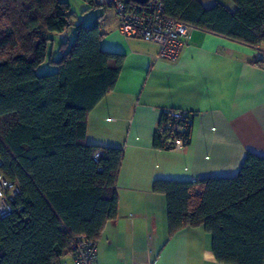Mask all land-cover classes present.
Returning a JSON list of instances; mask_svg holds the SVG:
<instances>
[{
    "label": "trees",
    "instance_id": "1",
    "mask_svg": "<svg viewBox=\"0 0 264 264\" xmlns=\"http://www.w3.org/2000/svg\"><path fill=\"white\" fill-rule=\"evenodd\" d=\"M159 1L166 18L264 47V0L210 8L200 0ZM68 12L62 0H0V174L19 188L12 212L0 217V264H61L75 239L97 241L117 217L123 151L87 144L86 124L112 92L124 57L99 49L96 19L75 26L52 61L51 35L72 28ZM46 61L54 71L38 75ZM168 118L162 114L154 147L173 149L172 131L189 144L192 126L170 128ZM152 191L165 198L169 237L202 227L216 263L264 264V158L248 153L232 178L156 180Z\"/></svg>",
    "mask_w": 264,
    "mask_h": 264
},
{
    "label": "crops",
    "instance_id": "2",
    "mask_svg": "<svg viewBox=\"0 0 264 264\" xmlns=\"http://www.w3.org/2000/svg\"><path fill=\"white\" fill-rule=\"evenodd\" d=\"M200 2L210 8L216 0ZM96 16L70 20L72 28L51 35L50 44V55L60 56L58 46L73 40L75 26L98 19L99 49L124 57L112 92L86 124L87 144L123 151L117 217L96 241V264H218L202 227L168 236L166 201L152 185L232 178L248 153L264 158V67L254 64L259 48L194 29L177 58L163 60L156 44L124 38L111 10L102 8ZM168 110L192 115L191 138L160 150L153 138ZM61 262L72 259L67 254Z\"/></svg>",
    "mask_w": 264,
    "mask_h": 264
},
{
    "label": "built area",
    "instance_id": "3",
    "mask_svg": "<svg viewBox=\"0 0 264 264\" xmlns=\"http://www.w3.org/2000/svg\"><path fill=\"white\" fill-rule=\"evenodd\" d=\"M95 6L109 9L113 12L118 31L124 38H138L144 42L154 43L159 47V57L163 60H175L182 48L187 44L194 27L178 20L164 16L159 0H148L144 5H137L130 0H91ZM258 59L264 61V47L257 51ZM167 127L173 128V123L192 126L193 117L186 111L168 110ZM165 129V128H163ZM162 129V130H163ZM181 131L183 129H180ZM173 136L172 146L176 148L183 144L182 140ZM99 155L96 154L95 158ZM19 188L0 174V217H7ZM97 242L75 239L69 250L72 264H96ZM61 264H66L61 262Z\"/></svg>",
    "mask_w": 264,
    "mask_h": 264
},
{
    "label": "rangeland",
    "instance_id": "4",
    "mask_svg": "<svg viewBox=\"0 0 264 264\" xmlns=\"http://www.w3.org/2000/svg\"><path fill=\"white\" fill-rule=\"evenodd\" d=\"M62 1L66 2L69 5L68 17L70 20H75V19L80 20V18H82V17H84L83 18V20H84V19H86L87 14H91L93 16H96L102 12V8H91L87 3L84 2V0H62ZM203 1H206V0H203ZM216 1L219 2L220 4H223V5L228 3L227 0H216ZM92 22H89V23L83 22L84 24L82 26H89L92 24ZM59 57H60L59 54L53 53V56L51 59H52V61H55V60H58ZM42 71L43 72L44 71H54V69L53 68L51 69V65L48 63V61H46L43 65H41V68L39 69V71L37 73L38 74L43 73ZM48 73H50V72H48ZM39 75H42V74H39Z\"/></svg>",
    "mask_w": 264,
    "mask_h": 264
},
{
    "label": "water",
    "instance_id": "5",
    "mask_svg": "<svg viewBox=\"0 0 264 264\" xmlns=\"http://www.w3.org/2000/svg\"><path fill=\"white\" fill-rule=\"evenodd\" d=\"M130 1L137 5H144L147 3L148 0H130Z\"/></svg>",
    "mask_w": 264,
    "mask_h": 264
}]
</instances>
